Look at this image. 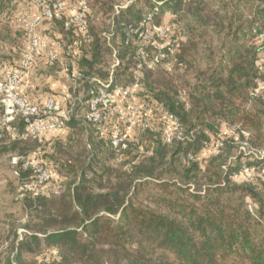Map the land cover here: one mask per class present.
Segmentation results:
<instances>
[{
    "label": "trees",
    "instance_id": "16d2710c",
    "mask_svg": "<svg viewBox=\"0 0 264 264\" xmlns=\"http://www.w3.org/2000/svg\"><path fill=\"white\" fill-rule=\"evenodd\" d=\"M7 1L0 0V6ZM86 1L83 31L74 24L64 28L66 13L42 21L58 24L69 34L67 42L56 39L70 61L67 87L70 94L76 86L86 87L83 95L73 99V105L77 109L86 106L98 81L110 76L113 86L138 79L142 89L137 91L142 93L143 103L155 102L163 112L174 114L182 126V136L171 143L161 136L154 150L138 155V150L130 151L129 143L122 150L113 148L107 138L96 136L95 127L82 117L89 130L83 143V155L89 162L60 196L31 200L41 218L46 247L64 249L63 264H264V179L259 174L264 158L249 157L243 173L241 153L227 160L223 153L245 137L238 130L239 137L219 131L222 124L247 129L246 141L253 148L261 147L255 138L264 139V86L259 85L264 77V57H260L264 41L258 37L264 30V0H144L143 8L148 10L138 7L141 0H134L118 14L114 6L123 0H93L92 6ZM90 7L96 8L94 19H98L97 13L107 18L105 32L94 31ZM0 18L16 25L8 8L2 9ZM143 20L146 30L165 27L163 50L173 47L175 51L152 67L144 65L136 71L135 45L126 43L125 29L139 27ZM54 52L57 58V50ZM160 69L171 77L149 82L150 75ZM122 71L128 72L123 82L119 80ZM177 72L192 74L187 88L170 86ZM155 85L159 88L156 92ZM255 90L258 95L252 97ZM78 99L84 103L79 104ZM249 103L259 106L251 110ZM115 104L125 106L126 101L116 96ZM76 114L73 109L66 124L78 119ZM120 123L114 116L107 130H120ZM209 131L216 136L214 146L220 141L223 147L201 167L198 153L208 146ZM60 132L44 140L51 141L54 148L65 140L72 141L58 135ZM102 144L111 153L110 164L121 163L122 169L112 170L114 173L103 170L99 175L93 171L91 159ZM180 155L184 159L178 164L175 157ZM165 175L172 177L165 180ZM112 177L115 181L110 183ZM97 180L107 181V189L95 191L92 184ZM152 181L157 193L145 203L138 201L137 188ZM249 199L258 203L256 215L246 208ZM50 227L57 229L47 233ZM28 240L19 243L18 260L28 242L38 248V235H30Z\"/></svg>",
    "mask_w": 264,
    "mask_h": 264
},
{
    "label": "rangeland",
    "instance_id": "374dc122",
    "mask_svg": "<svg viewBox=\"0 0 264 264\" xmlns=\"http://www.w3.org/2000/svg\"><path fill=\"white\" fill-rule=\"evenodd\" d=\"M76 1H70L68 10H77L78 2ZM143 1L141 0L138 3V7L143 10H148L149 7L143 8ZM7 3L5 2L0 6V13L2 9L8 8L15 15V18L21 17L29 20L38 11L33 0H10ZM89 3L92 6L93 0H89ZM95 10L96 8L92 9L90 7L91 15ZM97 16L98 19H94L93 15L91 18L94 20L92 22L94 31L103 33L106 31L104 23H106L107 18L102 13H97ZM11 25H8L0 18L1 81H5L6 79V70L18 71L21 69V62L29 49L28 35L24 26L18 23ZM262 33L264 34V30ZM36 34L39 37L48 36L52 40L59 38L65 42L69 38V34L67 35L61 30L58 24L55 25L52 22H42L36 28ZM262 49L260 51V57H264V47ZM111 60L109 61L110 63H112ZM199 66L203 67L201 61H199ZM69 71L70 61L61 50L53 62L44 58L38 59L23 74L20 84L16 88V93L26 101L40 105L48 99L59 101L63 97L62 89L70 85ZM262 71H264V65H262ZM127 76L128 72L122 71L119 80L123 82ZM150 76L149 82L156 83L162 79L165 81L171 77V74H167L160 69L154 71ZM173 76H176V79L173 78L170 86L175 89L187 88V84L192 82V74H181L177 72ZM259 85L261 87L264 86V77L259 79ZM85 88V86L83 87L81 85L76 86L74 93L71 92V99H74L78 94L83 95ZM153 89L156 92L159 88L155 85ZM144 100L141 92L137 91L134 94L133 102L138 110L133 118L132 129L126 134L130 151L138 150V155L154 150L157 143L161 140V129L171 128V123L164 118L163 111L159 105L155 102L152 105H147L143 103ZM5 101V95L0 90V264H8L9 260L11 264H61L64 249L46 247L43 238L44 234L42 231L40 232L41 225L39 222L41 218L38 216L39 213H37L31 200L37 196H45L48 198L60 196L66 190L67 186L79 176L80 169L85 167L87 162H89L88 156L83 155V143L89 134V130L83 124L82 117L86 113L87 108L86 106H81L77 109L75 105L72 106V110H76V115L79 118L66 124L58 134L62 137L65 136V138L70 137L72 141L69 143L65 140L61 142L60 146L54 148L52 144L50 145L51 141L48 142L47 140L53 138L56 131L43 133L40 136L43 141L41 143L36 138H33L18 116L14 120L6 122ZM258 106L259 103L247 104V108L251 110L256 109ZM66 107V104L63 103V108ZM143 108L149 110L147 116L149 124L146 128L143 127L140 120L143 116ZM262 117L264 120L263 114ZM121 126L122 123L118 125L122 131ZM230 126H234V124L220 125V134L224 135L225 130L227 131V128ZM148 128L151 130H148ZM237 130L240 134L241 130L247 133L246 136L241 134L245 137V140H239L237 146L231 145L227 147L223 153V159L227 160L229 157L241 153V167H246L249 157L264 158V139L256 140L255 138L254 141L260 144L261 147L253 148L246 141V138L249 137V130L244 128L240 130L237 128ZM207 133L210 138L208 146L198 153V161L201 167L206 165V161L209 159L208 157L216 155L223 147V145H220V141L215 147L216 136L210 131ZM236 137H239V134ZM45 138L47 139L46 141L44 140ZM62 140L64 139L62 138ZM122 156L127 160L126 153H123ZM13 158L17 160V164L13 163ZM110 158L111 153L107 146L104 144L97 146L96 156L91 159L92 164H90L94 169L93 171L99 175L103 170L109 169L111 172L112 170L122 169L123 166L121 163L118 166H112L109 162ZM175 159L180 164L179 162L183 161L184 156H176ZM123 165L126 166L127 163H123ZM63 166H66V168L64 169ZM38 169H42L50 175L48 181L42 184L39 183ZM112 173L114 172L112 171ZM259 174L264 179V168L259 171ZM88 175V177H93L90 173ZM170 177L172 176L165 175L164 179L167 180ZM114 179L112 177L110 183H113L115 181ZM153 183L152 181L147 185L137 188L136 199L138 201L145 203L148 201V197L157 193ZM108 185L107 181L100 182L97 180V182L92 184V187L95 191H98L101 188L106 190ZM246 208L253 215H256L258 203L249 199L247 200ZM56 229L57 227H50L46 228V231L48 233ZM33 234L38 235L40 238L38 248H36L34 243L28 242L26 244L27 248H23L21 252V259L18 260L16 256L19 243L29 241L28 238ZM53 260L55 262H51ZM70 264L77 263L73 262Z\"/></svg>",
    "mask_w": 264,
    "mask_h": 264
},
{
    "label": "built area",
    "instance_id": "2783aa9c",
    "mask_svg": "<svg viewBox=\"0 0 264 264\" xmlns=\"http://www.w3.org/2000/svg\"><path fill=\"white\" fill-rule=\"evenodd\" d=\"M68 0H34L38 8L37 13L29 20L24 18H15L16 23L22 24L26 30L29 41V49L25 54L21 69L13 71L8 69L5 71V81L0 80V90L5 95V114L6 122L12 121L18 116L22 119L28 132L41 142V135L45 132L61 131L65 124L70 120L73 106V99L68 87L63 89V97L58 100L48 99L43 104H36L26 101L16 93V88L19 86L21 78L30 65L39 58H44L48 61H54L56 54L52 47L48 36L39 37L36 34V27L42 21H51L53 17L59 13H66L63 26L68 29L71 24H74L80 29L85 30L86 17L88 6L86 0H78V9L68 10L66 3ZM134 0H123L121 3L114 6L115 14H118L122 9L126 8ZM160 4V3H158ZM145 20L139 27H128L125 29L126 43L132 42L135 45L134 64L136 71L140 70L144 65L152 67L154 63L166 59L173 54L175 49L169 47L164 49L166 28L163 26H155L153 30H146ZM259 39L264 41V34H260ZM57 47H61L58 41H54ZM150 48V52L148 49ZM153 59L150 60L149 57ZM170 66H168V69ZM75 76H79L77 72L72 71ZM142 89V84L138 79L128 85L113 86L112 77L107 80L98 81V85L91 91V96L86 101L87 110L83 118L86 123L95 127V135L99 138L105 137L108 139L113 148L122 150L126 148V134L132 129L133 118L138 108L133 102L134 94L137 90ZM258 95V90H255L252 97ZM116 96L123 98L126 101L125 106H117ZM79 104L84 102L78 99ZM63 103L66 108H63ZM69 105V106H68ZM186 108L189 107L188 102H185ZM149 110L143 108L141 123L144 128L149 124L147 118ZM164 118L171 123V128L161 129V136L166 143H171L174 138H181L182 126L179 119L172 113L163 112ZM116 116L123 125V131L118 129L107 130V126L113 122ZM230 134L237 135V127L230 126L227 128ZM241 134L246 136L247 133L241 130ZM222 146V143H220ZM191 159V157H188ZM13 163L17 164V160L13 158ZM39 171V183L42 184L49 180L50 175L42 170ZM17 173V171H15ZM242 172L246 173L247 168L242 167Z\"/></svg>",
    "mask_w": 264,
    "mask_h": 264
},
{
    "label": "crops",
    "instance_id": "0c3cea01",
    "mask_svg": "<svg viewBox=\"0 0 264 264\" xmlns=\"http://www.w3.org/2000/svg\"><path fill=\"white\" fill-rule=\"evenodd\" d=\"M50 41H51V44H52V47L54 48V50H57V53L59 54V53H60V49H59V47H57V46L55 45V43H53L55 40H52V39L50 38Z\"/></svg>",
    "mask_w": 264,
    "mask_h": 264
}]
</instances>
